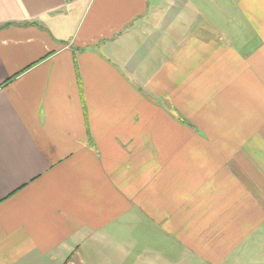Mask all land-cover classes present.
<instances>
[{
  "label": "crops",
  "instance_id": "1",
  "mask_svg": "<svg viewBox=\"0 0 264 264\" xmlns=\"http://www.w3.org/2000/svg\"><path fill=\"white\" fill-rule=\"evenodd\" d=\"M0 264H264V0H0Z\"/></svg>",
  "mask_w": 264,
  "mask_h": 264
}]
</instances>
